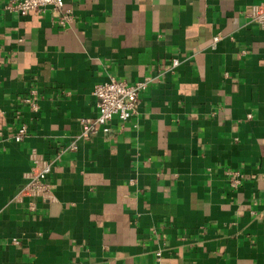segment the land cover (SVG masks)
<instances>
[{"label": "crops", "instance_id": "1", "mask_svg": "<svg viewBox=\"0 0 264 264\" xmlns=\"http://www.w3.org/2000/svg\"><path fill=\"white\" fill-rule=\"evenodd\" d=\"M3 1L0 264H264V21L249 17L264 0H64V28ZM146 75L135 116L82 135L96 83ZM33 152L59 154L29 212Z\"/></svg>", "mask_w": 264, "mask_h": 264}, {"label": "built area", "instance_id": "2", "mask_svg": "<svg viewBox=\"0 0 264 264\" xmlns=\"http://www.w3.org/2000/svg\"><path fill=\"white\" fill-rule=\"evenodd\" d=\"M2 9L8 13L24 16L30 12H43L50 9L53 16V23L61 28L68 26L73 21V11L64 6V0H4ZM252 21L263 23L264 21V3L253 7L249 13ZM220 39L219 35L212 37L211 47H214ZM177 57L170 60L168 66L160 67L158 72L173 70L179 65ZM157 78L156 76L146 75L133 82L118 80L109 77L107 80L96 83L92 88V95L95 98L96 113L93 117H83L79 121L83 125L82 135H96L98 133L104 136H111L113 130L110 127V121L113 118L119 121L127 120L137 113V107L140 95L147 89L149 84ZM34 90H31L27 96L22 97L21 102L29 106L33 112L38 110V104L33 100ZM18 118V112H16ZM248 117H250L248 115ZM3 132L0 131V136ZM27 135V125L22 121L15 124L10 140L13 144L21 143ZM74 142L69 144V148H75ZM58 153L53 157H46L42 153H31L32 165L25 175L26 181L19 192L20 196L28 198L26 209L33 212L38 208L39 202L50 201L52 198L51 185L48 182V175L51 173L54 162L58 159ZM227 183L231 189L237 188L243 174L239 170H229L225 172ZM132 182V180H130ZM12 244L18 245L19 241L12 238ZM162 254L160 250L155 252V264H162Z\"/></svg>", "mask_w": 264, "mask_h": 264}]
</instances>
